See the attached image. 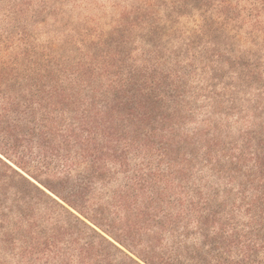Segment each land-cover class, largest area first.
I'll return each instance as SVG.
<instances>
[{
	"label": "trees",
	"instance_id": "1",
	"mask_svg": "<svg viewBox=\"0 0 264 264\" xmlns=\"http://www.w3.org/2000/svg\"><path fill=\"white\" fill-rule=\"evenodd\" d=\"M133 9L76 53L0 37V248L15 264H264V65L235 51L264 0Z\"/></svg>",
	"mask_w": 264,
	"mask_h": 264
},
{
	"label": "rangeland",
	"instance_id": "2",
	"mask_svg": "<svg viewBox=\"0 0 264 264\" xmlns=\"http://www.w3.org/2000/svg\"><path fill=\"white\" fill-rule=\"evenodd\" d=\"M142 2L143 0H0V37H5L11 31L9 29L14 28L18 33L25 31L40 45L56 41V44L64 46L61 50L70 49V52L76 53L78 48L74 43L85 37L99 35L97 32L104 33V39L119 36L114 33L116 21L126 10L134 11L133 8L139 7ZM155 11L160 16L168 13L167 7H156ZM181 26L190 29L194 22L184 16ZM247 26L245 30L251 31V27ZM66 41L72 44L71 47L65 48ZM174 44L178 45V42ZM235 51L239 58H250L264 65V28L252 38L243 31L235 45ZM227 69H223V85L232 82L235 77ZM210 78L211 73H206L195 80L198 86H202L207 85ZM259 93L256 86H243L240 98L244 99L243 104H248V101H255ZM200 102L204 103L206 99H201ZM1 246L3 244L0 238ZM8 251L5 247L0 248V261L7 260L9 264H15L13 256L3 253Z\"/></svg>",
	"mask_w": 264,
	"mask_h": 264
}]
</instances>
